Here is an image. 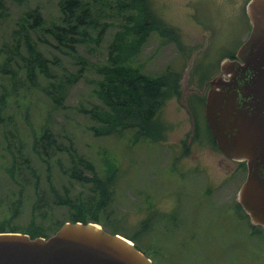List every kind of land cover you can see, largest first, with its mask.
I'll use <instances>...</instances> for the list:
<instances>
[{
  "label": "rangeland",
  "instance_id": "374dc122",
  "mask_svg": "<svg viewBox=\"0 0 264 264\" xmlns=\"http://www.w3.org/2000/svg\"><path fill=\"white\" fill-rule=\"evenodd\" d=\"M60 1L8 3L6 18L0 20V46L10 43L15 22L23 20L26 12L38 11L45 26L59 24ZM105 1L93 13V29L86 30L90 37L75 43V57L86 64L60 52L54 37H48L50 44L42 46L50 59L58 56L69 70L83 68V76L69 90L65 107L52 109L46 97L33 91L12 111V121L0 124V223L27 224L40 195L39 202L47 204L54 220H69L73 212L53 203L54 192L75 203L96 202L92 184L68 174L67 150H75L93 164L98 180L104 176L103 160L117 164L114 193L109 194L113 199L103 207L105 214L97 218L111 233L139 236L138 244L151 255L153 264H264V229L254 228L235 205L246 169L219 150H183L180 143L187 139L191 126L189 114L180 105L179 80L191 66L187 86L204 91L205 97L208 81L219 73L220 60L235 54L250 31L245 0H147L150 25L158 26L124 59L138 71L162 76L165 81L168 98L156 122L167 131L156 141L134 138L135 130L124 129L120 136L96 131L102 123L90 110L102 108L97 94L102 78L99 66L108 62L110 45L131 25L125 16L138 15L136 9L129 12L118 7L117 0ZM133 34L126 33L125 40L132 41ZM203 100V96L193 95L190 106L198 133L206 141L209 133ZM46 119L60 150L53 144L43 151L39 144L36 152L31 131L37 132ZM7 131L12 135L4 136ZM8 142L14 148L23 143V154L29 157L28 166L34 172L23 164L10 170ZM91 218L85 215V219ZM47 221L52 222L51 218Z\"/></svg>",
  "mask_w": 264,
  "mask_h": 264
},
{
  "label": "trees",
  "instance_id": "16d2710c",
  "mask_svg": "<svg viewBox=\"0 0 264 264\" xmlns=\"http://www.w3.org/2000/svg\"><path fill=\"white\" fill-rule=\"evenodd\" d=\"M24 1L0 0V20L6 18L8 3L22 5ZM106 3L105 0H93L92 2L61 0L59 7L62 19L59 24L45 26L43 16L38 11L26 12L23 20L15 22V27L9 36L10 43H4L0 46V124L12 121V111L17 110L20 107V101L33 91L46 97L48 105L52 109L65 107L69 90L83 76V68H79L76 72L69 70L61 63L58 56H53L50 59L42 46L50 44L48 37H54L60 52L73 58L74 62L75 59H79V63L86 64L85 60L80 59L78 55V58L75 57V43L83 41L85 37H90L86 30L93 29L92 23H95L93 13L96 12V8L99 9L101 5ZM117 5L129 12L136 9L138 15L125 16L131 25L126 27L116 39L114 37L115 40L110 45L111 51L108 62L99 66L102 78L97 94L102 101V108L98 111L90 110V113L99 118L102 123L96 130L100 135L117 134L120 136L122 131L126 129L135 130L134 138L140 136L149 140H160L165 137L167 131L156 122L159 117L158 114L168 98L165 81L162 76L151 77L138 71V68H133L124 59L125 57L127 60L132 56L145 42L151 28L157 27L158 24L150 25L147 0H117ZM245 16L247 18L246 13ZM131 31L134 32V39L132 41L125 40V34ZM100 38L101 34L98 35L97 41ZM234 55L225 57L231 58ZM203 99L205 100L204 97ZM160 124L162 125V123ZM207 130L211 145L217 147L210 129ZM8 133L12 135L11 132L7 131L4 136ZM31 133L32 141H34L33 148L36 152L40 150L38 149L39 144H41L43 151L47 150V146L51 148L53 144H55L54 149L58 147L60 150V146L57 145L52 135L48 119L37 132L33 130ZM8 150H11L10 170H15L18 164H23L31 173L35 171L34 168L28 166L30 159L23 154L22 142H19L15 148L8 142ZM67 154L70 158V166L67 169L69 176L79 182H90L92 184L91 189L98 198L96 202L75 203L68 196L54 192L53 203L65 205L69 211L73 210L70 217L68 216L69 220L58 218L54 220L52 218L53 212L48 209L47 204L39 202L40 195L35 201L36 206H33L34 214L27 224L20 226L10 221L2 222L0 223V232H21L32 238H46L57 231L66 221L84 223L91 221L100 224L97 217L100 218V215L105 214L103 207L113 199V196L110 197L109 194L112 192L113 195L114 193L116 185L114 173H116L117 164L108 159L103 160L105 161L104 176L98 180L95 177L98 172L91 162L77 154L75 150H67ZM237 163L246 169L244 162ZM113 164L115 165L111 167ZM82 168L90 175L84 174ZM15 202L12 201V207H16ZM235 205L242 211L244 217L248 218L240 205L238 203ZM85 215L93 216V218L85 219ZM49 218L52 222L47 221ZM101 225L104 228V225ZM115 233L119 232L116 231ZM119 234L130 238L136 248L152 261L151 255L138 244L139 236L136 234L132 236Z\"/></svg>",
  "mask_w": 264,
  "mask_h": 264
},
{
  "label": "water",
  "instance_id": "95a60500",
  "mask_svg": "<svg viewBox=\"0 0 264 264\" xmlns=\"http://www.w3.org/2000/svg\"><path fill=\"white\" fill-rule=\"evenodd\" d=\"M245 1L250 31L234 58H222L219 73L208 81L204 116L219 151L232 161L245 163L246 176L236 193V202L252 226L264 229V0ZM190 68L179 80L184 106L189 92L200 91L187 86ZM0 264L152 261L131 239L111 233L101 224L66 221L46 238L0 232Z\"/></svg>",
  "mask_w": 264,
  "mask_h": 264
},
{
  "label": "flooded vegetation",
  "instance_id": "af4514ba",
  "mask_svg": "<svg viewBox=\"0 0 264 264\" xmlns=\"http://www.w3.org/2000/svg\"><path fill=\"white\" fill-rule=\"evenodd\" d=\"M245 4H246V1H245ZM231 58H234V57L231 56ZM201 93H203V91H198V92L197 91H193L191 93L189 92V94L187 95L186 102L184 101L185 104H186V106L182 105V103L180 102L181 107L186 110L187 114H189V117H190V126H191V128L189 130V133L188 134H185V135H187V139L180 141V143H182L183 150H190V149L191 150L192 149L195 150V148H196V150L198 148H202L204 150H207V149H210V150H214V149L219 150L217 147L210 146L211 145V142L209 141V139L206 140V141H204L202 139L201 135L198 133V124L196 123V120H194L195 117L192 114V109H191V106H190V98L193 95H197V96L202 97L203 95L201 96ZM204 102H205V100L203 101V110H202L203 116H204ZM204 121H205L206 127H207V122H206L205 116H204ZM207 129H208V127H207ZM191 146H193V147L191 148Z\"/></svg>",
  "mask_w": 264,
  "mask_h": 264
}]
</instances>
